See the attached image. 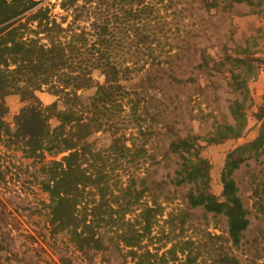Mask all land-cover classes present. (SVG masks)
Wrapping results in <instances>:
<instances>
[{"label":"trees","instance_id":"obj_1","mask_svg":"<svg viewBox=\"0 0 264 264\" xmlns=\"http://www.w3.org/2000/svg\"><path fill=\"white\" fill-rule=\"evenodd\" d=\"M44 1L0 0V96L16 94L24 102L15 136L7 132L25 141L28 157L61 155L41 168L52 233H69L82 252L104 249L109 241L126 250L130 260L124 264H264V170L251 181L250 206L234 178L242 163L264 159V123L253 142L229 154L224 201L210 190L200 135H182L186 130L176 127L162 154L150 146L163 130L185 123L179 119L187 111L185 92L169 99L166 87L217 77L219 60L205 48L199 62L188 64L196 52L189 42L205 30L181 28L185 9L176 3L168 10L175 0L166 6L163 0H62L72 16L66 26L67 18L59 21ZM84 17L92 18L89 26L79 23ZM243 53L223 56L226 70L219 72L239 93L230 106L234 123L216 125L209 143L245 129L242 104L255 71ZM138 75L148 84L143 91L133 82ZM43 89L57 99L44 105L38 96ZM52 119L59 122L55 128ZM99 131L112 135L106 154L86 143ZM171 161L175 167L169 169ZM176 200L181 204L175 206ZM210 218L226 222L221 233L209 230ZM63 261L72 264L68 257Z\"/></svg>","mask_w":264,"mask_h":264},{"label":"rangeland","instance_id":"obj_2","mask_svg":"<svg viewBox=\"0 0 264 264\" xmlns=\"http://www.w3.org/2000/svg\"><path fill=\"white\" fill-rule=\"evenodd\" d=\"M200 1L175 0L172 2L173 8L168 10L171 13L175 8L174 4L177 3L179 10L185 9L179 18L181 28L205 30L199 38L189 42L192 50L196 52L190 57L192 59L188 64L199 62L201 50L205 48L215 61L219 60L216 69L213 70L217 77L211 82L207 79L209 76H202L201 84L191 82L187 88L178 87L174 90L166 87L165 92L169 95L167 97L169 99H174L178 92H185L186 97L182 100L186 102L187 111L182 112L179 118L185 123L174 128L170 127L167 131L163 130L166 134L155 136L150 146L154 154H162L164 152L162 147L168 136L178 130L176 127L186 130L182 135L187 133L200 135V154L208 161L210 190L218 200L224 201L223 173L229 154L238 147L253 142L259 136L264 123V0H208L210 3L204 6ZM61 2L62 0H45L44 5L48 3L51 5L53 14L59 21L63 17L67 18L64 23L66 26L72 20V16L61 7ZM161 3L166 6L171 2L163 0ZM193 6L200 8L192 12ZM170 13L165 16L164 11H161V15L168 20L172 18ZM91 20L92 18L84 17L79 23L89 26ZM172 28H175L173 24ZM242 50H245L248 61L254 64L255 71L254 77L247 82L248 101L242 104L245 112V129L236 137L209 143L207 138L212 135L211 132H214L213 128L216 125L234 123L230 106L239 92L235 93L233 88L227 87L224 79L226 75L221 73L226 69L221 63L226 52L232 56L244 57ZM213 63L214 61L211 62V66ZM141 75L133 81L138 82L139 91H143L147 84L142 81ZM190 75L186 74V76ZM92 93L93 89L84 92L86 97ZM189 95H192L191 102L187 98ZM38 96L44 105H49L57 99L47 89L38 92ZM0 99L3 104L1 111L4 113L1 116L3 121L0 122V264H64L65 257L70 258L72 264H124L125 261L129 263L130 258L125 257L126 250L120 251L109 241L105 240L104 249L82 252L77 249L74 242L70 241L69 233L63 232L58 235L52 233L48 215L50 198L42 189L41 168L44 164L59 159L61 155L55 156L46 151L44 159L28 157L23 151L22 144L25 141L18 137L11 138L7 132L9 128L10 133L15 136L17 132L15 117L21 112L24 102L16 94L0 96ZM150 109L152 110V107ZM58 124L57 119L50 120L51 128H55ZM111 138V132L99 131L88 137L86 143L92 149H98L106 154L112 142ZM45 144L49 145L50 142L46 141ZM173 166L175 167L174 162H169L168 168L171 169ZM262 170H264V159L258 161L249 159L234 172L239 194L244 193L243 198L248 203L247 206L251 204L247 199L251 195V181L255 176H260ZM173 204L180 205L181 201L176 200ZM200 213L201 211H198L197 217L201 216ZM210 222L209 230L216 233H221L226 226L223 219L213 221L210 218Z\"/></svg>","mask_w":264,"mask_h":264}]
</instances>
